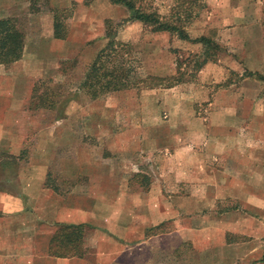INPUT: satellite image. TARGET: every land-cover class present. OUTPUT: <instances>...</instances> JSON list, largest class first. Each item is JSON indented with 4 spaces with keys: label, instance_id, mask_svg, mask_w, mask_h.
Segmentation results:
<instances>
[{
    "label": "rangeland",
    "instance_id": "374dc122",
    "mask_svg": "<svg viewBox=\"0 0 264 264\" xmlns=\"http://www.w3.org/2000/svg\"><path fill=\"white\" fill-rule=\"evenodd\" d=\"M133 2L140 10L156 11L162 18L170 16L175 5L172 0ZM79 5L72 1L64 8L49 0H0V18L14 20L25 35V43L35 44L47 34V16L52 20L55 15L58 17L66 37L72 33L66 45L68 52L61 58L55 75L35 81L23 104L30 116L23 151L17 157L0 154V189L17 190L15 180L20 171L19 164L6 166L5 162L11 158L21 163L31 157L45 158L49 165L44 186L61 199L47 195L40 202L32 200L30 222L23 221L30 223L29 239L24 238L25 230L22 235L21 230L10 232L14 241L11 242L13 258L5 264H55L54 260L59 258L48 256L51 239L59 224H75L56 222L54 213L64 215L70 207L77 213H93L94 226L77 224L84 227L80 240L81 258L89 264H153L155 258L149 246L130 245L144 237L141 229L150 216L153 202L162 199L159 193L178 189L152 179L145 166L151 151L146 143L153 135V128L158 126L157 122L165 120L153 121V100H145L150 94L145 93L153 91L147 87L153 80L143 78L153 77L154 66L158 64L168 71L171 66L175 70L171 77H158L162 78L163 86L172 78H180L181 83L194 81L195 63L201 62L205 54H213V62L207 63L221 65L224 72L223 80L212 86L215 92L230 85H233L231 91L238 89L243 79L264 78V0H200V6L194 8L190 18L181 17L185 22L179 26L191 41L205 37L210 40V45L204 47L200 43L184 41L186 48L181 47L183 40L175 34L153 33L150 27L131 20L132 12L123 5L108 0H84L82 5L87 9L93 7L91 15L96 18L92 19L95 22L93 34L98 35L99 30L103 33L101 40L105 41V47L106 29L115 33V40L127 47L112 59L116 64L124 63L126 69L128 66L135 68L128 78L134 84L133 88L92 97L91 91L83 88L82 83L94 58L104 47L95 49L98 38L91 39L92 33L85 26L71 25ZM125 27L130 28L125 31ZM254 68H263V73L258 74ZM236 105L239 110H249L245 101L239 100ZM197 108L203 114L212 109L208 103L197 105ZM25 119L24 115H19L14 121L18 125ZM251 122H257L259 133L264 132V117L251 119ZM17 125L12 130L7 128L11 134L6 136L7 140L17 139L14 134ZM158 130L164 128L160 126ZM136 169L142 173H134ZM7 179L12 181L5 184ZM120 218H134L136 225L132 223L131 231L120 234ZM7 224L10 228L17 223ZM152 233L153 230L148 231V234ZM104 242L117 243L108 247ZM97 243L100 244L98 250ZM101 250L105 251V258L98 256ZM26 255H29V261H25ZM165 257V254H159L156 258L165 261ZM168 264L188 262L173 259L168 260Z\"/></svg>",
    "mask_w": 264,
    "mask_h": 264
},
{
    "label": "crops",
    "instance_id": "0c3cea01",
    "mask_svg": "<svg viewBox=\"0 0 264 264\" xmlns=\"http://www.w3.org/2000/svg\"><path fill=\"white\" fill-rule=\"evenodd\" d=\"M49 1L64 8L72 1L81 4L71 25L85 26L92 33L91 39L98 38L95 49L104 47L103 33L99 30L98 35L93 34L92 24L96 19L91 15L93 7L89 10L83 6L84 0ZM46 19L47 34L35 44L24 42L18 61L6 67L0 65V154L17 157L23 151L30 121L23 104L35 81L55 75L61 58L68 52L66 45L72 33L64 40L53 38V20L48 16ZM129 28L125 27V31ZM181 47H187L184 41ZM154 68L153 77L175 74L172 66L169 71L158 64ZM221 68L206 63L197 71L194 81L145 93H150L145 100H153V121L165 120L157 122L158 128H153V135L146 143L151 151L145 166L152 179L178 189L159 193L162 199L153 202L150 216L141 229L144 237L130 245L149 246L155 258L153 264H168L173 259L188 264H264V132L259 133L257 122H251L264 117V81L243 79L238 89L231 91L233 85H230L215 92L212 86L223 80ZM254 69L258 74L263 73V68ZM239 100L245 101L249 110H239L236 105ZM202 103H208L212 109L204 114L199 112L197 105ZM19 115L26 119L17 125L14 119ZM16 125L17 139L7 140L6 136L11 135L7 128L12 130ZM160 126L164 130H158ZM17 162L20 168L15 180L17 190L0 189V264L13 258L11 231L21 230L22 235L25 230L24 238L29 239L30 223L23 221H29L33 201L40 202L47 195L61 199L44 186L49 165L45 158L31 157L25 163L11 158L5 163L16 166ZM133 172L142 173L140 169ZM67 210L64 215L54 213L55 221L94 226L93 213H77L71 207ZM9 221L17 223L16 227L9 228ZM132 223L136 225L134 218H120V234L131 231ZM150 230L152 234H148ZM104 243L109 247L117 242ZM102 250L98 256L105 258ZM159 254L166 255L165 261L156 258ZM25 257L29 261V255ZM54 261L55 264H89L75 257Z\"/></svg>",
    "mask_w": 264,
    "mask_h": 264
},
{
    "label": "trees",
    "instance_id": "16d2710c",
    "mask_svg": "<svg viewBox=\"0 0 264 264\" xmlns=\"http://www.w3.org/2000/svg\"><path fill=\"white\" fill-rule=\"evenodd\" d=\"M108 1L112 4L125 6L132 12L131 20L139 21L143 25L150 27L153 33L167 32L175 34L180 40L191 41L179 25L185 22L181 20V17L184 19L191 17L194 8L200 6V0H172L175 5L171 9V15L167 18H162L156 11L146 13L140 10V8L135 7L133 0ZM63 30L62 22L55 15L53 20V38L64 40L66 34ZM105 37L107 43L94 58L82 83L83 88L91 91L92 97H96L98 93H110L134 87V84H131L128 78L131 77L130 74L135 71V68L129 69L128 66L126 69L123 66L124 63L118 62L116 64V61L112 59L119 54V51L126 49L127 46L124 43L117 42L115 33H112L111 30L106 29ZM24 42L25 35L17 23L10 18H0V65L6 67L21 59ZM191 42L200 43L204 47L210 45V40L205 37L194 39ZM212 55L205 54L201 62L195 63V71H199L207 62H213ZM258 77L264 81L263 77ZM143 79L153 80V84L147 86L149 89L171 88L182 82L180 78H172L167 85L163 86L162 78L146 77ZM83 230V225L63 226L59 224L56 233L51 239L48 256L55 258H81L80 240L82 239Z\"/></svg>",
    "mask_w": 264,
    "mask_h": 264
}]
</instances>
